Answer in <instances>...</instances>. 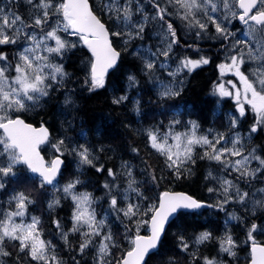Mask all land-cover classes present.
Returning a JSON list of instances; mask_svg holds the SVG:
<instances>
[{"label":"snow or ice","instance_id":"obj_1","mask_svg":"<svg viewBox=\"0 0 264 264\" xmlns=\"http://www.w3.org/2000/svg\"><path fill=\"white\" fill-rule=\"evenodd\" d=\"M233 21L243 27L233 31ZM149 25L157 43L145 46ZM178 29L193 38L192 44H183L185 49L209 36L220 45L217 55L223 59L216 65L219 75L211 94L218 105L225 98L234 103L225 114L224 131L202 129L198 121H184L180 112H173L167 123L135 129L143 139V154L130 145L132 159H121L116 169L102 158L114 150L92 144L85 130L75 137H54L44 122L38 127L28 122V114L65 87V61L77 49L88 53L82 71L90 93L105 88L106 78L120 67L122 51L139 40L133 54L140 65L138 73L127 75L128 88L138 86V75H143L155 83L158 104L180 97L185 77L208 65L211 57L198 46L195 58L177 54L182 43ZM170 61L175 68L169 71ZM157 71L166 72V79ZM129 99L125 91L113 95L111 104L125 105ZM131 103L141 115V101L133 98ZM75 105L73 93L66 91L62 126L72 128L68 116ZM249 111L252 120L245 135L239 128ZM259 133H264V0H100L98 5L89 0H0V194L6 197L0 200V264H66L57 244L46 238L42 218L29 215L41 197L49 213L71 202V227L54 216V231L48 235H58L61 248L81 257L91 252L92 264H180L161 251L164 237L180 217L197 216L204 207L225 213L224 230L214 236L205 229L189 238L178 229L185 264H239L238 253L245 250V264H264V239L257 238L264 237V224L249 223V217L264 213V146L251 143ZM66 156L74 158L77 173L61 185ZM198 161L209 164L204 187L213 203L176 190L195 174ZM86 169L106 174L104 197L86 190L88 181L81 178ZM102 199L108 207L99 217ZM229 207L234 210L228 212ZM233 220L246 229V249L229 226ZM114 222L122 233L113 231ZM71 236L78 237V245L71 244ZM213 242L215 255L200 251ZM72 260L80 264L76 256Z\"/></svg>","mask_w":264,"mask_h":264},{"label":"trees","instance_id":"obj_2","mask_svg":"<svg viewBox=\"0 0 264 264\" xmlns=\"http://www.w3.org/2000/svg\"><path fill=\"white\" fill-rule=\"evenodd\" d=\"M90 1L92 5L99 4V1L97 0ZM20 11L22 13L25 12L23 3H21ZM178 24L179 22H177V25ZM152 31L153 28H148L143 44H149L151 41L154 43V41L150 39ZM178 31L182 42L181 47H183L185 42L188 44L193 43V38L190 35H186L182 30L178 29ZM139 43L141 44L142 42L139 40L134 41L132 44L128 45L126 51H122L119 69L108 76L105 88L99 89L95 93L88 92L84 85L85 74L82 71V61L88 55L87 50H74L69 54L65 61V69L69 73V78L67 79L65 87L60 91L53 93L52 97L48 99L42 107L38 108L35 112L28 114L26 117L28 122L34 123L37 127L40 123L44 122L46 126L49 127V130L54 137L59 135L75 137L81 129L85 130L87 138L92 144L104 145L106 148L110 147L114 150L102 154V158L106 163V166L116 169L119 168L121 159H132V155L129 151L130 145L139 146L143 154V139L136 136L134 130L160 120L167 123L168 119L173 115V112H180V118L184 121L189 119L198 121L202 129L216 128L224 131L228 126L225 114L230 111L228 107L231 105L229 102H227V104L223 103L218 105L216 97L211 94L212 82L215 81L219 75L216 65L222 59V56L217 55V51H213L214 47L219 46V43L209 36L203 40L197 41L192 49H188L191 53L187 55L195 58V47L198 46L201 50V54L211 57V62L187 75L185 77L186 88L184 93L180 97L163 102V104H158L156 102L157 88L155 83L148 80L143 75H138V86L131 89L128 88L127 75L129 73H138L140 65L139 58L133 54L134 49ZM180 48L175 50L176 53L179 55H185ZM156 75L161 78L165 77L166 74L163 71H157ZM66 91H71L73 93V98L76 101L75 109L72 110L71 115L68 116V119L72 120V128H68L66 124L62 126L64 117L60 115V105L63 103L64 93ZM125 91L130 97L129 102L121 106L112 105V96L124 94ZM133 98L141 101L142 114L139 116L132 111L131 101ZM171 106L176 107L172 108ZM170 108L171 110H168ZM161 113L165 114L161 115ZM251 120L252 113L249 111L247 119L242 118L239 131L246 135ZM125 125H131V128L125 127ZM251 143L256 146H264V133L253 134V140ZM109 157H111V159H109ZM64 160L65 169L60 183L67 180V177H72L77 173L74 158L72 156H66L64 157ZM155 161L156 157L154 156L153 162ZM132 162L136 163L135 160ZM208 167L209 164L207 161H198L197 166L194 169L195 174L189 180L177 184L176 190L187 191L198 198L206 200L208 203H213L214 201L209 198L206 188L204 187V177ZM105 175L97 174L94 169H86L84 176L81 177L88 181L86 190L93 192L96 197H104L102 184ZM256 186L259 187L261 185L257 184ZM163 188L164 185L162 184L161 190H163ZM81 190L83 191L85 189ZM4 199H6V197L3 194H0V200ZM107 207L108 205L103 199L97 206L98 209H102L101 211H104ZM233 210L232 207L228 208V212H232ZM29 213L42 218L46 238L53 239V243L57 244L58 248L61 250V254L64 256L66 264H73V256H76V259L80 261V264H92L91 252L84 257H81L76 252L69 251L68 248H61L63 242L59 240L58 235L55 238L48 235V233L54 231L51 224V219L54 216L61 217L62 223L67 228L71 227L70 201H65L61 208L53 213H49L46 207V198L41 197L35 207L30 208ZM238 214L243 215L242 210L239 211ZM224 219L225 213L214 208L203 209L197 216L180 217L175 224L168 228L161 251L174 256L180 261V264H185V257L181 254L176 239L178 229L183 228L186 237L189 238L192 236L193 232H200L205 229L211 230L215 236L223 232ZM251 222L264 224V214L260 215L259 218L249 217V223ZM229 226L232 228L233 234L238 237L242 249H246L247 245L243 244L246 229H244L241 223L235 220L231 221ZM112 227L114 232L117 230L121 233L123 232V227L120 226L118 222H114ZM257 238L264 239L262 236H258ZM70 240L73 246L78 245V237L71 236ZM200 251L207 255H215L217 246L214 242L209 243L206 246H202ZM238 254L240 257L239 264H245L247 251H240ZM150 264H154V262H150Z\"/></svg>","mask_w":264,"mask_h":264},{"label":"rangeland","instance_id":"obj_3","mask_svg":"<svg viewBox=\"0 0 264 264\" xmlns=\"http://www.w3.org/2000/svg\"><path fill=\"white\" fill-rule=\"evenodd\" d=\"M97 1H99V3H100V0H97ZM234 22H235V21H233V24H234ZM237 29H238V28H236V29L233 28V31H236ZM155 31H156V30H155ZM154 37H155V33L152 32L150 38L155 39ZM189 40H190V39H189ZM156 43H157V41L155 40L154 43H152V41H151V43H149V44L155 45ZM149 44L146 43V44H144V45L147 46V45H149ZM139 45H140V43L137 44V46H139ZM218 45H219V44H218ZM219 48H220V45H219L218 47H214L213 51H217V52H218ZM180 49L183 51V53H185V55L191 53V51H189L188 49H185V48H183V47H181ZM162 59H163V58L161 57V60H162ZM222 59H223V57H222ZM169 63H170V68H169L168 70L170 71V70H172V69L175 68V63H173V62H171V61H170ZM165 74H166V72H165ZM161 79H166V75H165V77H161ZM226 79H234V78L231 77V76H227ZM216 99H218V98L216 97ZM227 102H229L230 105H231L230 107H228L229 110H230V111L233 110V108H234V103H233V101H232L230 98H225V101H224L223 103H226V104H227ZM223 103H222V104H223ZM239 130H240V129H239ZM240 132H241V131H240ZM254 163H255V162H254ZM69 178H71V176L67 177V179H69ZM64 182H65V181H63V182L61 183V185H62ZM70 203H71V202H70ZM101 210H102V209H101ZM101 210L97 208V212H98L99 217H102V216L104 215V211H101ZM262 214H264V213H260V212H258L256 217L259 218V216L262 215ZM29 215H33V214H32V213H29Z\"/></svg>","mask_w":264,"mask_h":264},{"label":"water","instance_id":"obj_4","mask_svg":"<svg viewBox=\"0 0 264 264\" xmlns=\"http://www.w3.org/2000/svg\"><path fill=\"white\" fill-rule=\"evenodd\" d=\"M89 3H90V1H89ZM111 73H112V72H111ZM111 73H110V74H111ZM63 169H64V167H63ZM204 208H206V207H204ZM204 208H202V209H204ZM202 209H200V210H202ZM200 210H198V211H200Z\"/></svg>","mask_w":264,"mask_h":264}]
</instances>
